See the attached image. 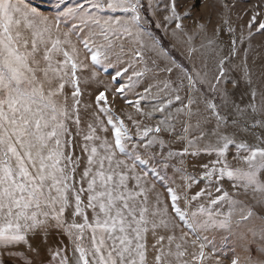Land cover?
Wrapping results in <instances>:
<instances>
[{"label":"snow or ice","instance_id":"6c2138e0","mask_svg":"<svg viewBox=\"0 0 264 264\" xmlns=\"http://www.w3.org/2000/svg\"><path fill=\"white\" fill-rule=\"evenodd\" d=\"M195 6L0 0V264H264V4Z\"/></svg>","mask_w":264,"mask_h":264},{"label":"rangeland","instance_id":"374dc122","mask_svg":"<svg viewBox=\"0 0 264 264\" xmlns=\"http://www.w3.org/2000/svg\"><path fill=\"white\" fill-rule=\"evenodd\" d=\"M35 3H39V0H34ZM232 2L235 4V7L232 9V11L229 13L230 22L234 25L244 23L246 22L250 15H251V9L253 5L258 4H264V0H232ZM195 3V7L191 9V16L184 19V24L188 27H194V20H199V22L206 23L208 19L210 18L211 23L208 25L209 29H211L214 25L221 24L222 21L220 18L219 13L222 11V9L219 7V0H177V10L181 13L185 12L189 9L190 5ZM160 8H163V3L160 4ZM167 13H164L163 11H159L157 13V18H162L163 15H166ZM223 41L228 40V36L226 32L221 33ZM75 39V37L73 38ZM261 41H264V37L256 36L253 39V46L256 47L260 44ZM255 53H253L254 55ZM264 55V53H262ZM83 57V53H82ZM91 68L87 71H85L82 75L88 76L90 75ZM99 71V69H97ZM101 80L107 81L110 79V77L105 76L103 73L100 75ZM82 87H85L82 84ZM98 85L95 83H91L89 86H87L88 90L97 88ZM130 99L134 98L132 96H129ZM109 99L111 100V95L109 96ZM114 107L117 110L125 109L127 106L125 105L124 101L120 99L119 97L116 98V102ZM130 110V109H129ZM193 163H197L196 161H189V170H192L191 165ZM203 186V185H201ZM63 241L64 244L68 243L67 238L61 237L58 235H53L49 239V245L52 247H56L60 241ZM35 246V242H34ZM48 246L41 245L40 247V254L38 256H32L33 264H39L40 261H44L45 264H47V261L50 259V256L48 255L46 248ZM206 251L211 252V249H206ZM236 254L240 255L241 259H243L244 253L240 248L236 249ZM32 255V254H30ZM231 254H229L230 256ZM221 259H224V257H221ZM207 264H211V261H208Z\"/></svg>","mask_w":264,"mask_h":264}]
</instances>
